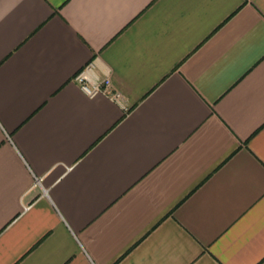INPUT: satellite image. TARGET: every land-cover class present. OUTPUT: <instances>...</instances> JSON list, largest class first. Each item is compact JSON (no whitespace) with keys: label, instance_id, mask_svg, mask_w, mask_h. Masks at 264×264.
I'll use <instances>...</instances> for the list:
<instances>
[{"label":"crops","instance_id":"0c3cea01","mask_svg":"<svg viewBox=\"0 0 264 264\" xmlns=\"http://www.w3.org/2000/svg\"><path fill=\"white\" fill-rule=\"evenodd\" d=\"M0 264H264V0H0Z\"/></svg>","mask_w":264,"mask_h":264},{"label":"built area","instance_id":"2783aa9c","mask_svg":"<svg viewBox=\"0 0 264 264\" xmlns=\"http://www.w3.org/2000/svg\"><path fill=\"white\" fill-rule=\"evenodd\" d=\"M89 70H91V65L85 70L78 72L75 76V80L81 85L82 90L90 96H94L98 93H104L112 99L122 103V94L114 88L110 76L107 75L103 79H94L88 75ZM38 182H40V180H38Z\"/></svg>","mask_w":264,"mask_h":264}]
</instances>
